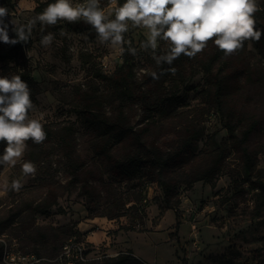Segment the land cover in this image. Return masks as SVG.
Returning <instances> with one entry per match:
<instances>
[{"label":"rangeland","instance_id":"rangeland-1","mask_svg":"<svg viewBox=\"0 0 264 264\" xmlns=\"http://www.w3.org/2000/svg\"><path fill=\"white\" fill-rule=\"evenodd\" d=\"M54 2L11 0L0 6H7L11 14L9 19L22 25ZM82 2L73 0L74 4ZM259 3L264 7V0H259ZM101 6L110 19L114 18L112 10L117 5L111 0H101ZM255 15L257 27L264 28V11ZM49 32L54 33L55 39L51 46L43 47L41 36ZM146 35V29L130 27L125 40L137 49L134 60L138 85L149 98L163 100L165 105L151 111L149 118H146L148 112L139 101L127 100L109 84V75L122 62L118 48L101 44L95 30L83 21L75 24L61 22L56 26H45L43 31L37 23L23 54L8 64L15 70L23 68L29 71L35 81L31 94L35 109L29 113L30 118L38 119L51 128L72 122L82 159L88 164L97 163L105 180L111 179L108 168L98 158L92 160L88 132L73 109L82 91L95 94L106 111L119 104L135 127L150 122L148 138L163 147L185 136L186 129L193 137L195 151H212L224 144L228 156L223 168L212 183L199 180L191 187H180L181 202L174 209L164 205L161 188L151 184L143 201L146 216L142 226L137 218L130 217L131 211L113 219L101 214L104 205L99 199L91 203L92 209L87 210V197L67 183L69 177L65 165L56 151L44 145L37 148L32 156H27L26 150L15 167L0 166V242L4 243L3 248L19 252L37 250L45 259L56 258L61 252L60 243L67 239L60 229L64 227L80 233L72 237L85 247L86 258L81 264H100L108 257L128 251L133 254L127 246L137 256L161 264H264L262 38L259 43L246 41L242 50L226 57L224 71L230 81V96L218 109L207 101L203 93L205 72L197 65L199 59L210 51L212 41L194 59L182 55L175 74L165 72L159 79H153L152 73L159 74L160 71L151 50L144 51L140 47ZM159 46L167 47L164 42ZM136 91H139L138 87ZM227 121L234 126L236 138L232 140L236 139V142L244 129L254 125L245 140L251 155L249 161L243 158L240 147L230 140ZM25 160L37 166L35 176L22 174L21 163ZM13 179L21 180L23 187L19 192H5V182L10 186ZM141 179L134 182L139 185L143 181ZM130 183L122 181L120 190H126ZM40 201L50 204L49 208L44 212H33L32 207ZM147 219L152 230L150 235L128 234L132 231L127 229L131 223L136 224V232L139 227L147 230ZM106 222L115 223V228L106 233L108 238L99 242L85 240L89 231H106ZM48 230L53 240L45 242V235L40 232ZM119 230L126 233L120 234L124 240L119 236ZM27 231L33 234L30 241L25 234ZM25 242H29L28 246L22 247ZM0 264H9L3 257V251Z\"/></svg>","mask_w":264,"mask_h":264},{"label":"trees","instance_id":"trees-1","mask_svg":"<svg viewBox=\"0 0 264 264\" xmlns=\"http://www.w3.org/2000/svg\"><path fill=\"white\" fill-rule=\"evenodd\" d=\"M11 0H0L1 3H7ZM123 3V0H119ZM10 37H15V33L9 28ZM264 43V36H262ZM211 45V44H210ZM25 44L17 43L15 45L0 42V75H19L27 81L31 94L35 89V81L30 76L29 71L25 69L15 70L9 67V61L20 57L23 54ZM132 45L125 44V48ZM166 48L158 47V55L163 54ZM135 56L127 51L122 56V62L109 75V84L121 96L129 101H139L145 111L148 112L146 118L151 116V111L157 108L165 107L163 100L148 97L147 92L137 83L135 71ZM226 57L223 52L212 44L210 51L205 53L197 62L205 72L204 95L208 102H211L218 109H221L230 96V81L224 71ZM182 58L175 60L173 65L167 64L158 67L167 69L174 67L178 69ZM138 87L139 91H136ZM74 112L83 122L88 132L89 147L93 158H98L101 164L108 168L110 180H105L97 163H86L81 157L78 149L76 129L74 124H64L59 128H51L44 125L47 133V139L42 144H34L31 140L27 141V156H32L37 148L41 149L44 145L60 155L65 165L69 179L67 183L77 187L79 192L87 197V210L92 209L93 204L98 201L104 205L103 215L109 219L119 218L131 211L130 217L139 220L140 225H144V205L146 194L151 184H157L163 193V203L167 208H177L181 202L180 187H191L196 181L212 183L218 172L223 168L228 156L225 145H220L212 151H195V145L190 130L186 129V135L174 139L168 147L159 145L154 140L148 138L150 131V122L140 127H135L125 110L116 104L110 111H106L103 102L90 91H82L78 95L77 102L74 104ZM231 115V114H230ZM230 140L241 149V154L246 161L251 159V155L245 140L253 131L254 125L244 129L242 137L237 142L234 126L230 121L226 122ZM236 146V145H235ZM4 145L0 143V154L3 152ZM142 178V183H135V179ZM116 181L118 183H116ZM124 181L130 183L127 189L120 190V184ZM116 183V184H115ZM96 192V193H95ZM130 203V204H129ZM129 204V205H128ZM50 204L40 201L32 207L33 212H44ZM13 222V221H11ZM64 231V237L72 238L75 234H80L78 230L69 228H60ZM127 229L135 230L136 224L131 223ZM36 229L33 231L35 232ZM138 231L142 227L137 228ZM26 236L29 241L32 238V231H27ZM32 234V235H31ZM44 234L45 242L53 240L51 232H40ZM75 238V237H74ZM67 239H64L65 241ZM26 240V237L22 239ZM60 243L59 249L62 245ZM61 242V241H60ZM29 242L22 244V247L28 246ZM3 242H0V254L3 251ZM35 250V249H32ZM34 253L42 257L39 251H25L24 253ZM42 264H49L43 260ZM100 264H147L142 259L133 255L131 251L119 253L115 257H108Z\"/></svg>","mask_w":264,"mask_h":264},{"label":"clouds","instance_id":"clouds-1","mask_svg":"<svg viewBox=\"0 0 264 264\" xmlns=\"http://www.w3.org/2000/svg\"><path fill=\"white\" fill-rule=\"evenodd\" d=\"M117 5L112 10L114 18H109L101 6V0H55L25 24L17 25L7 6H0V42L15 45L27 44L33 29L39 23L42 31L45 26H56L61 22L75 24L83 21L95 30L101 44L118 48L121 56L127 51L136 55L134 47L125 48L130 41L125 34L133 29H146L147 35L141 49L151 50L157 67L173 65L182 55L194 59L208 46V42L223 52L225 57L232 56L244 48L245 42L261 41L264 28L257 27L256 13L264 11L259 0H111ZM15 33L10 37L9 28ZM63 35V30H61ZM55 35L52 32L42 35L43 47L51 46ZM160 42L167 50L158 55ZM176 69L169 67L152 73L159 79L165 72L175 74ZM35 109L31 89L27 81L19 75L11 77L0 75V143L4 145L0 154V166L15 167L28 148L27 141L42 144L47 139L44 125L38 119L30 118ZM24 176H35L37 166L32 161L21 163ZM23 184L13 179L5 182L4 191L19 192Z\"/></svg>","mask_w":264,"mask_h":264},{"label":"built area","instance_id":"built-area-1","mask_svg":"<svg viewBox=\"0 0 264 264\" xmlns=\"http://www.w3.org/2000/svg\"><path fill=\"white\" fill-rule=\"evenodd\" d=\"M3 257L9 264H42L43 260L49 264H81L86 258L83 243L76 241L74 237L64 242L59 256L53 259H45L29 252L9 251L6 248L3 249Z\"/></svg>","mask_w":264,"mask_h":264},{"label":"crops","instance_id":"crops-1","mask_svg":"<svg viewBox=\"0 0 264 264\" xmlns=\"http://www.w3.org/2000/svg\"><path fill=\"white\" fill-rule=\"evenodd\" d=\"M149 222H150V220L147 219V226H146L147 230H145V229H142L141 231H138L137 230L138 232H136L135 230H132V231L128 232V234L131 233V232H133V233H143V234H146V235H150V232H152V230H150L151 227L148 225ZM114 226H115V223H107L106 222V224H105V227L107 229L106 231H104V230L89 231L88 233L85 234V240H87L88 242H99V241H103V240H105V238H108V236L106 234V233H108V230L115 228ZM84 230L86 231V229H84ZM102 233H104L105 235L102 234ZM118 234L122 238V240H124L123 239L124 237H122L120 234H122V235L125 234L126 235V233L124 231H120V232H118ZM127 247L130 248L133 251V254L135 256H137L135 254L134 250L130 246H127ZM137 257L140 258V259H142V260H144L147 264H161V263H158V262H150V261H147L146 259H144L142 257H139V256H137Z\"/></svg>","mask_w":264,"mask_h":264}]
</instances>
